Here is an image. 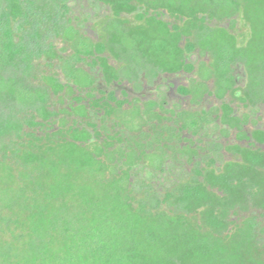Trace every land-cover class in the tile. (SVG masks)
Wrapping results in <instances>:
<instances>
[{
    "label": "trees",
    "instance_id": "obj_1",
    "mask_svg": "<svg viewBox=\"0 0 264 264\" xmlns=\"http://www.w3.org/2000/svg\"><path fill=\"white\" fill-rule=\"evenodd\" d=\"M76 1L0 0V264H264V130L237 135L255 148L225 146L219 125L246 124L229 104L167 110L97 90L65 127L51 108L69 85L139 91L190 73L194 52L218 99L264 105V0H84L107 12L96 41L73 26ZM99 117L117 130L101 138Z\"/></svg>",
    "mask_w": 264,
    "mask_h": 264
},
{
    "label": "rangeland",
    "instance_id": "obj_2",
    "mask_svg": "<svg viewBox=\"0 0 264 264\" xmlns=\"http://www.w3.org/2000/svg\"><path fill=\"white\" fill-rule=\"evenodd\" d=\"M150 2L157 1L159 2L160 0H148ZM107 15L106 9L102 6H99L97 10H94L86 1L84 0H77L73 7H72V22L73 26L79 30L82 34L86 35L93 41H96L98 38L99 30H98V24L102 18H104ZM163 18L166 21H169V19L166 16H163ZM227 23L229 21H220V22H213L211 23L212 26H220V27H226ZM54 44L56 45V50H57V55L60 57H64L69 53L68 48L62 41H55ZM200 57L198 54H194L193 57L191 58L192 60H195V62L199 61ZM202 60H206L203 57ZM51 62H57V59L52 60ZM46 68V67H45ZM48 69V68H46ZM49 70V69H48ZM51 73H54L57 75V77L60 79V82L62 84H65V80L63 76L60 74L58 69L55 66H52L51 68ZM245 72L243 68H235L234 70V75L235 79L239 83H242L244 81V75ZM99 78V77H98ZM166 85V84H164ZM161 87L162 93L166 96V100L168 103V107L174 105V104H181L183 108H189L188 102L187 101H181L179 102L178 100H175L174 97L172 96V90H168L167 88H164L165 86ZM96 90H90V89H79L73 85H69L66 87L60 94L57 96H52L51 98V108L52 110L56 111L58 114V118L55 123V127H62V126H69L74 120L82 122L80 117L77 116V113H75V108H77L79 105L80 106H85L88 102V96L89 94H93L95 97L97 96V90H103L105 92H113L115 96L118 99H122L121 97V92L126 91L129 94V99H133L134 97L139 98L140 100L149 98L151 96H154L156 94V90L153 92V88H145L144 91L138 95H135L131 92V87L130 85L126 83H120V84H114L110 87H106L102 85L100 81L97 79V83L95 85ZM217 104V101L212 99V98H206L204 101V106H212ZM243 112V110L238 109V112ZM258 115L257 119L258 122H264V106H261L258 108ZM96 124L98 127V131L101 133V138H104L106 136V133H113L116 129L114 126V122L106 120L103 121L101 117H99L98 120H96ZM233 134L230 135V141L233 140ZM221 143H224L223 140H220ZM227 142V141H225Z\"/></svg>",
    "mask_w": 264,
    "mask_h": 264
},
{
    "label": "flooded vegetation",
    "instance_id": "obj_3",
    "mask_svg": "<svg viewBox=\"0 0 264 264\" xmlns=\"http://www.w3.org/2000/svg\"><path fill=\"white\" fill-rule=\"evenodd\" d=\"M194 54H198V53L194 52L193 54L190 55V57L187 60L188 61L187 63L191 64L193 66V70L190 73L185 72V71H181V72H177L174 74L159 75L153 81V84H151V85H149L143 79L142 80L143 84L141 86L142 88L139 91L135 90V88L127 82H120V83H126V84L130 85L131 92L135 95L142 93L145 88H153V92L156 90V94L154 96H151L149 98H145L142 100H140L137 97H134L133 99H129L128 98L129 94L124 90L121 92V97H123V98L119 99V100H125L126 99V100H128L129 104L134 99H138L142 104H146L147 102L152 101V102H157V104L161 105V103L165 102L164 107L167 110H174L176 108H179V109L189 110L191 112H198V113H200L202 111H211L213 108L218 109V108H220V106H222V104H229L232 108L233 115L239 120V124L244 122V120H246V124H244V125L241 124L242 129L240 131H238L236 129H229L226 126L219 125V128H218L219 132L217 133V136L219 137L220 140L224 141L225 146L240 145L241 147H254L255 148V144H252L253 141L251 139H245V140L241 139L240 140L237 138V135L244 132L246 134V136L251 138V134H252L253 130H256V129L264 130V122L260 123L257 121V119H259L257 117V115L259 113L258 108L261 106H264V105H258L255 108H252V107H244L237 102L231 103L230 98H229L230 97L229 94H226L221 99H218V97L216 95L217 94L216 93L217 87L215 86V80L216 79L211 74V71H212V69L210 67L211 62H209V60L206 58H205L206 60H204V59L202 60V58H200V57H198L199 61L195 62V60L191 59ZM239 67H240L239 65L233 67L232 72H231L233 79H234V82H235L234 88H236V89H242L244 87V84H245V78H244V81L242 83H239L237 81V79H235L234 70H235V68H239ZM120 83H114V84H120ZM114 84H112V85H114ZM164 84H166V85H164ZM163 85L165 86L164 88L168 87V90L169 89H170V91L172 90V96L174 97L175 100H178L179 102L187 101L189 108H183L181 106V104H174V105L168 107V103H167V100L165 98L166 96L164 95V93H162V89H161V87H163ZM179 87H185L187 89H194L195 88V90H194L195 95H196L195 100L191 99L190 97L181 96L177 91ZM236 92H239V90H237ZM106 93H109V92H106ZM97 96L99 97V93H97ZM114 96H115V94H114ZM206 98H212V99L216 100L217 104L209 106V107L204 106V101ZM238 109L243 110V112L241 111L239 113ZM221 131H227L228 136H223L221 134ZM232 134L234 137H233V140L230 141L229 140L230 135H232ZM198 139H200V137L199 138H196V137L191 138V140L193 142H195L197 146L199 145V143L197 142ZM225 141H227V142H225Z\"/></svg>",
    "mask_w": 264,
    "mask_h": 264
}]
</instances>
